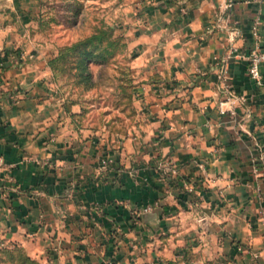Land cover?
<instances>
[{
  "label": "crops",
  "instance_id": "obj_1",
  "mask_svg": "<svg viewBox=\"0 0 264 264\" xmlns=\"http://www.w3.org/2000/svg\"><path fill=\"white\" fill-rule=\"evenodd\" d=\"M35 1L0 0V264H264V63L259 86L246 60L264 0H133L141 122L119 138L75 126L35 83L41 61L7 66L25 32L6 20Z\"/></svg>",
  "mask_w": 264,
  "mask_h": 264
},
{
  "label": "rangeland",
  "instance_id": "obj_2",
  "mask_svg": "<svg viewBox=\"0 0 264 264\" xmlns=\"http://www.w3.org/2000/svg\"><path fill=\"white\" fill-rule=\"evenodd\" d=\"M34 3L28 13L6 20L25 32L23 46L4 55L7 66L20 68L34 58L41 61V76L35 83L45 95L60 101L75 126L90 135L119 138L134 133L141 122L137 88L140 82L133 68L136 50L130 46L128 34L130 26H134L130 17L138 16L129 9L135 2L36 0ZM97 35L101 36L97 46H72L86 39L94 41ZM198 256V252L193 254L189 263L144 256H140V261L129 262L106 251L99 258L89 257L83 264H220L218 259L213 263Z\"/></svg>",
  "mask_w": 264,
  "mask_h": 264
},
{
  "label": "built area",
  "instance_id": "obj_3",
  "mask_svg": "<svg viewBox=\"0 0 264 264\" xmlns=\"http://www.w3.org/2000/svg\"><path fill=\"white\" fill-rule=\"evenodd\" d=\"M252 35L256 39V45L255 47L250 51V53L247 55L246 60H247V73L249 78L254 81L256 85H261L262 84V74L260 67L264 63V52L260 49V46L258 43L259 39V33H258V21H255V23L252 26ZM234 49H231V53H233ZM229 58L226 57L223 59L220 63L219 66V75L220 79L223 81L224 84V90L227 95L231 96L233 93V89L231 85L229 84L228 80V67H227V59ZM3 158L0 156V167L3 166ZM109 164V160L104 158L100 161V168L105 169L107 168ZM171 170V169H169ZM174 171V169H172Z\"/></svg>",
  "mask_w": 264,
  "mask_h": 264
},
{
  "label": "trees",
  "instance_id": "obj_4",
  "mask_svg": "<svg viewBox=\"0 0 264 264\" xmlns=\"http://www.w3.org/2000/svg\"><path fill=\"white\" fill-rule=\"evenodd\" d=\"M100 40H101V36L97 35L95 37L94 41L90 40V39L89 40L86 39L84 41L77 42V43L73 44L72 46L73 47H80V48H88V47H92V46H97V44L100 42ZM18 260L19 261H22V260L26 261L27 264H33V262H31L30 260L22 257L21 255L18 257Z\"/></svg>",
  "mask_w": 264,
  "mask_h": 264
}]
</instances>
